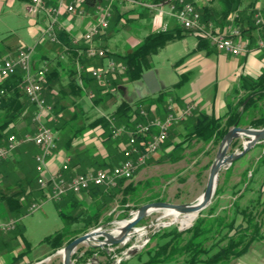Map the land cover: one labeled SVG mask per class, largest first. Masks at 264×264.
Listing matches in <instances>:
<instances>
[{"label":"rangeland","instance_id":"obj_1","mask_svg":"<svg viewBox=\"0 0 264 264\" xmlns=\"http://www.w3.org/2000/svg\"><path fill=\"white\" fill-rule=\"evenodd\" d=\"M146 1L153 2L154 0ZM250 1L251 0H240L239 8L242 9L246 7L250 3ZM219 2V0H202L201 5L203 7L204 4H210L214 7H217L218 5H220ZM111 4V15L108 27L102 33L95 35L92 40V44L94 46L105 50V56L101 57L106 60L103 61V65L91 66L96 67L97 69H99V71L101 70V78H96L97 82L101 83L107 80V77H109L108 74L114 72L117 68L124 69L122 65H119L120 62L117 60L119 55L124 54L136 47L148 33L160 30L166 31L169 26V20L171 21L173 19L172 17H170V15L167 14L166 6H164L161 10H151L138 6H131L126 2H113ZM25 6L23 1L20 0H0V37L3 38L4 42H7L8 44L11 43L13 45L11 47V53L7 57L15 55V53H17V51L21 48H25L35 44V48L31 57L32 66L35 70L45 69V73L49 69V64H52L50 61L49 63L45 62V59H47L45 56L49 57L50 59V57H54V54L57 53V51H59L60 49L59 43L61 41L59 39V32H67L70 35V40L79 38L81 44L74 46H81V48H79L78 50L82 52L81 49L88 44L82 41L81 36L89 30L91 25L96 23L99 15L92 8H90L87 15L83 17H69L68 15L64 14L60 19V22L62 23V29L58 32L59 41L52 42L46 37H41L42 30L45 27L43 25L42 15L31 16L27 14ZM255 6V12L259 11L260 13H262L261 10L264 11V0H257ZM233 15H236L234 17V20H232L233 24L238 26L240 30L242 29V27H247L248 20L246 19L245 22H241V14L238 13V11L230 13L225 17L223 23L218 25L226 24L227 22H229L230 18L233 17ZM34 20H40L42 22L39 23L41 26L40 31L38 26L34 23ZM249 22V24H251V20H249ZM252 24L255 26L254 18L252 20ZM260 27L261 26L254 27L252 31L258 32L262 29H259ZM183 32L185 33V35L182 38L177 41L167 43L159 50L157 54L153 55L150 58V61L155 70L158 71L160 80L167 85V87L165 88L166 90L170 88V85L173 82H177L182 77H185V80L180 86H178V88H172L173 93H186L192 89L195 91H199L202 97L208 100L213 97L216 90L215 86L212 83L205 84L203 86L198 85L196 87L191 86L190 84L191 80L197 74H199L200 66H196L194 67V69H184L183 67L185 64L187 66L190 64L188 62V59L195 54L193 43L195 42L194 36H196L189 30L183 29ZM246 38V34H242V39L246 40ZM39 45L46 46L48 52H46L43 56L38 57V54H36V49L39 47ZM211 46L213 47V49H216V47H214L212 44ZM249 47L250 45L248 44L247 52L250 51ZM260 49L264 50V48L259 47L258 50ZM187 51H189V54L185 55ZM48 53H51L52 55H49ZM107 53L114 58L108 57ZM63 57V61L66 62V55H63ZM86 58L92 60L100 59L89 58L87 56ZM110 60H113L116 66L115 70L113 71H109L106 69L107 64ZM104 62L106 63L104 64ZM90 68H88V70ZM64 70L65 69H63V71ZM117 81L120 82L124 80L119 78ZM125 87V92H123V90L121 89L122 96L124 98H127L130 101L138 98V94L132 84H126ZM233 87L234 85L229 89V91H231ZM84 93L85 95H83L78 102L80 103L81 108L84 111L90 112L92 111V99L94 97V92L88 89ZM116 100L119 101L120 97L117 96ZM47 103L51 105V103H49L48 101ZM187 104L193 105L192 112L198 109L196 104L190 101H186L183 105H178L176 102H170V104L167 105V113L172 111L171 109H168L170 105H173V111H176L183 108ZM113 107L114 106H112V108ZM68 108L70 109V111L73 110V107L71 106H68ZM51 110L52 105L50 111ZM50 111L44 115V121L45 124L52 129L56 138V148L53 151L54 153L57 150L58 146L61 144V139L55 132L53 126L49 125L48 115ZM166 114L159 117L163 118L166 116ZM191 114L186 116L184 119H179L174 122L165 139L166 141L164 140L158 151L153 155L147 157L142 164H139L136 167L135 172L133 173L131 178L125 179L126 183L138 182V185L140 186V195L142 198V203L139 205V207L143 204L152 202H166L174 205H191L195 204L198 201V198L203 194L211 168L217 160V154L220 149H224L226 145L221 147L220 143L218 145H211L204 144L201 141L191 140L189 142L182 143L181 149L173 151V155L171 156L170 153L172 150V145L166 144L170 141L171 137H173L174 142L181 141L180 137L174 135L176 131L175 127H177L176 125H180L184 120L190 117ZM148 117L150 116L148 115ZM32 124V131L30 133L28 131L29 134H27L30 136L33 134L35 126L33 117ZM114 126L118 125L114 124ZM244 128L256 129L251 127ZM96 130L99 129L96 128ZM9 134H14L19 139H23L26 136H22L18 132L12 133L11 130H7L5 133V137ZM98 136H102L101 132H99ZM114 138L118 139V141L121 142L122 151V147L125 144L127 137L125 135H122L120 137ZM234 140H236L237 142L235 146L232 145V142ZM26 142H32L34 144L33 141H25L21 143L16 149L12 151L11 155L7 159L15 154L18 148ZM244 143V136L235 137L226 147L225 155H230L232 153L241 151ZM53 153L48 157V159L53 155ZM179 153L182 155L181 159L176 161L173 160L174 158H176V155L180 156ZM262 155H264V140H259V142H256L251 148L247 150L246 153L233 160L232 163L226 164L225 166L221 167V169L219 170L217 183V186H220L221 190L218 194L214 193L211 201L201 211H199V213H207L209 209H213L214 214L227 213L231 218L235 209L232 204L237 197L239 198L237 202L240 208L252 205L255 206L254 208L257 219L262 225L263 238L261 240L254 241L249 250L242 256L237 258L241 259L240 261H248L250 264H264V160L259 161V158ZM7 159L3 161H6ZM121 160L122 159L120 155L117 159V162L109 167H89V169H86L84 171L71 173L70 176H67L65 174V172L70 171L68 163L65 162L57 173L63 171L65 177L69 179L77 173H86L88 171L97 170L110 171L112 167L119 164ZM3 161L1 163H3ZM34 164V171L37 173L35 157ZM64 165L67 166L66 170H63ZM38 176L27 187L28 194L22 195V198L25 201L23 215L10 213L5 209V206L3 204L0 205V211L4 213L3 216H0L1 220L15 219L17 220V223H19V226H17L16 224V227L9 232H0V264H5L10 255H17L20 252H23L24 254L19 261V264L25 262H33V264L38 263L35 262L36 259L44 257L51 251L49 246L45 244H39V242L44 237L59 230H67L68 235L70 237L75 236V238L90 231L106 230L107 232L111 233V235L114 234L113 236L117 238L119 237V235L114 232L113 229L116 228V226L120 227L122 224L124 225L139 208L138 207L135 210H131L129 217L118 219V215L122 211V203H120L122 195L119 191H117L116 188L120 179H118L116 181V184L112 186L107 184L90 185L87 189H89L91 186H101L103 187V190L105 192H107L108 194H113L114 197L110 198V196H105L103 198V201L106 205H108L109 209H107L103 213L99 221L84 229V222L74 220L75 218H73V216L84 209H87L89 213H93L98 208L95 202L92 201V198L89 196L88 192H86L87 189L82 190L79 193L68 191L65 195L62 196L61 199L55 201L47 198L46 192L48 191V193H50V187L40 186L37 181ZM15 178L17 177H9L6 179L0 177V189H3L9 184L11 186V190L13 191L12 187L16 185V183L14 184L13 182ZM21 186L23 187L25 185L22 184V182L18 183V186H15L16 188H14V190L21 189ZM70 193L74 194V197L76 198L80 196L82 197V200H80V205L75 209H71L70 207H68L67 202H65L66 197ZM86 197L90 199L88 203L84 199ZM260 199L263 200V202L258 204V201ZM33 203H38L40 206L38 209L30 211L29 208ZM58 207L65 213V215H72V218H70V220L72 221L71 223H67V219L59 215ZM111 212H114L112 220L105 221L106 217ZM198 214L197 212H189L179 214L177 217H173L172 215H166L165 209H157L156 211L149 212L136 224L135 228L128 233V239L124 243H110L108 240L105 241L106 237L104 235H97L95 238L87 240L79 244L75 248L74 252L70 256L71 262L72 264H120L121 262L123 264H143V262L146 260V254L144 253L145 250L148 248V246H152L155 243L154 240L149 241L152 233L159 229H168L173 225H177L178 228L190 223L192 225ZM174 219L175 221H173ZM241 220V216L238 215L236 223L239 224ZM20 229L22 230V233L26 240L29 242V246H25L21 237L19 236L18 230ZM2 242H4L5 245H3ZM63 248L64 247L57 250H61ZM90 248H100L104 253L94 252L85 261L79 259V256ZM56 251L53 254L44 257L41 260V263L63 264V254L57 253ZM78 253L79 255L75 256ZM157 264H180V261L176 258H173L164 262H159Z\"/></svg>","mask_w":264,"mask_h":264},{"label":"trees","instance_id":"obj_2","mask_svg":"<svg viewBox=\"0 0 264 264\" xmlns=\"http://www.w3.org/2000/svg\"><path fill=\"white\" fill-rule=\"evenodd\" d=\"M154 1L164 2L163 0ZM219 1L220 5L217 7L204 4L202 7L204 19L222 24L226 16L238 11L241 14V22L248 20L247 27L241 29L242 34L246 33L248 35L246 38L248 44H256L257 33L264 37V25L259 28H262L260 31H252L254 27H257L252 24L257 0H251L242 9L239 8L240 0ZM261 11L264 14V11ZM249 20H251V24H249ZM184 34L183 29L178 25L166 31L160 30L148 33L136 47L119 55L117 60L124 69L117 68L114 72L108 74L107 80L101 83L97 82L88 68L92 65H103L104 58L93 60L86 58L84 53H80L78 50L81 46H74L70 40V35L67 32L60 31V49L50 59L45 56L47 58L45 62L49 63L50 61L52 64H49V69L42 81L45 98L52 105L48 122L61 139L59 146L62 145L66 149H71V142L74 138L81 136L83 132L89 129L97 128L102 134L101 137L105 142V146L114 148L115 154H120L122 159L121 147L118 151L116 145L118 139H114L111 134L112 126L116 123L117 125L123 123L131 126L134 118L142 119L139 115L141 109H144L150 117L164 116L168 111L167 105L170 102L175 103L179 98H173L170 96L169 91L161 88L157 93L130 101L122 96L121 87L139 81L144 72L153 69L150 58L157 54L167 43ZM196 39L197 43L194 50H205L208 53L213 49L207 39L201 36H196ZM64 46H67V48L65 49ZM258 49L259 47H254V50ZM63 55L67 57L66 62L62 59L64 58ZM107 56L113 57L108 53ZM63 69L65 70L63 71ZM119 78L124 81L118 82ZM184 80L185 77H182L172 87L180 86ZM22 82L23 72L20 70L0 80V146L6 143L10 135L5 137L7 130H11L12 133L18 132L12 126L20 121L26 122L25 131H32V117L35 107L23 92ZM88 89L94 92L92 111L90 112L84 111L78 102ZM117 96L120 97L119 101L116 100ZM68 106L73 107V110L70 111ZM112 106L114 107L112 108ZM235 125L256 129L264 126V67L255 77L247 74L239 76L237 83L226 95V111L224 114L216 116L199 109L194 110L190 117L175 127L174 135L180 137L181 141L174 142L173 137H171L166 145H172L171 156L173 151L181 149L182 143L191 140L218 145L228 130ZM236 143V140H234L232 145L235 146ZM24 151L23 154H26L27 159L25 161L19 159L17 169L13 163L3 161L0 164L1 166L7 164L4 169V179L17 177L13 180L14 184L16 183L15 186L17 187L18 183L21 182L25 185L18 190H14L16 187L13 185V191L9 184L0 189V205L3 204L8 212L19 215L24 214L25 201L22 195L28 194L27 187L37 177L36 174L26 170L29 169L32 150L27 148ZM181 157V154L180 156L176 155L173 160H180ZM92 159H94L95 167L111 166L106 159ZM261 160H264V155L259 158V161ZM18 171L24 172L22 177L17 176L18 173L16 172ZM125 181V179H120L116 187L122 195L120 199L122 211L118 215V219L129 217L130 211L137 209L142 203L138 182L126 183ZM220 190L221 187L217 186L215 194H218ZM86 192L98 208L93 213H89L87 209H84L73 216L74 220L84 222V229L99 221L103 213L109 209L103 198L105 196L114 197L113 194L105 192L101 186H91ZM238 199L237 197L232 204L235 209L231 218L227 213L214 214L213 209H209L207 213L200 212L192 225L186 229L179 230L177 225H173L168 229H159L152 233L149 241L154 240L155 243L145 250L146 260L143 264H157L173 258L178 259L180 264H231L235 259L246 253L254 241L263 238L262 225L257 219L255 206L240 208L237 202ZM65 200L67 206L71 209H75L80 205V200L74 197L72 193ZM262 202L263 200L260 199L258 204ZM58 211L61 217L67 219V223L72 222L70 220L72 218L71 214L65 215L59 207ZM3 214L0 211V216H3ZM113 215L114 212H111L105 221L112 220ZM238 215L242 218L239 224L236 223ZM17 226H19V223H17ZM18 234L24 245L29 246V242L24 237L21 229L18 230ZM74 238L75 236L70 237L68 235L67 230H59L44 237L39 244L50 247L51 251L44 256L46 257L67 245ZM2 243L5 245L4 242ZM94 252L104 253L100 248H90L82 253L79 259L85 261ZM23 254V252H20L17 255H10L5 264H19ZM78 255L79 253L75 256ZM44 257L36 259L35 262L41 261ZM22 264H33V262Z\"/></svg>","mask_w":264,"mask_h":264},{"label":"built area","instance_id":"obj_3","mask_svg":"<svg viewBox=\"0 0 264 264\" xmlns=\"http://www.w3.org/2000/svg\"><path fill=\"white\" fill-rule=\"evenodd\" d=\"M29 0L26 3L25 10L31 16L42 15L44 29L41 37H46L52 42H58V32L62 29L60 19L64 14L76 17L87 15L90 8L94 9L99 15L95 24L91 25L89 30L81 36L82 41L87 43L81 49L89 58H101L105 56V50L92 44L93 37L102 33L109 25L110 6L113 2H126L131 6H138L147 9H159L167 7V14L170 15L178 26L191 31L196 36L207 39L217 50L230 54L239 55L246 53L248 43L242 39V32L238 26L232 23L234 17L224 25H218L212 20L204 19L202 16V0ZM254 23L257 26L264 25V15L259 11L253 15ZM79 38L71 40L73 45L81 44ZM37 42V41H36ZM35 42V43H36ZM257 47L264 48V37H258ZM67 48V46H64ZM35 44L21 48L13 56L0 59V80L16 73L23 72V82L21 88L29 101L36 107L33 116L35 122L33 134L26 135L19 139L11 134L4 145L0 146V163L7 159L12 151L25 141H33L39 147V152L35 156L36 171L38 173V183L42 187L49 186L50 193L46 192L47 198L59 200L68 191L79 193L87 189L90 185H115L118 179H129L135 172L136 167L142 164L147 157L156 153L161 144L166 139L168 132L179 119H184L191 114L192 104H187L183 108L173 111V105L168 109L165 117H148V113L141 109L139 115L142 119H133L131 126L121 124L112 126L111 134L113 137L126 136L127 140L122 147V160L119 164L109 170L88 171L86 173H77L67 179L63 171L54 174L48 178L43 175L48 157L56 148V138L54 132L45 124L44 115L51 109L43 93L42 81L45 75V69H34L31 63L32 53ZM116 66L113 60L107 64V70L113 71ZM92 76L101 78V70L96 67L89 69ZM67 166H63L66 170ZM38 203H33L29 208L34 211L39 208ZM15 219H0V232H9L16 227Z\"/></svg>","mask_w":264,"mask_h":264},{"label":"crops","instance_id":"obj_4","mask_svg":"<svg viewBox=\"0 0 264 264\" xmlns=\"http://www.w3.org/2000/svg\"><path fill=\"white\" fill-rule=\"evenodd\" d=\"M26 2L27 1H23L24 6L26 5ZM34 23L38 26L40 31L41 26L39 23L42 22L40 20H34ZM175 27L176 22L174 21V19H172L171 21L169 20L168 29H173ZM183 36L177 38L174 41L179 40ZM246 36L248 35L246 34ZM259 36L260 35L257 33V38ZM194 37L195 42L193 43V49L196 47L197 43L196 36ZM12 46L13 45L11 43L8 44L7 42H4L3 38L0 37V59L6 58L11 53ZM254 47H256L255 44L250 45L249 52L237 56L222 53L220 51H217L216 49H211L208 53L205 50H195V54L188 59V62L190 63L188 65L189 67L186 64L183 67L184 69H194V67L200 66L199 74H197L191 80L190 84L191 86L196 87L198 85L203 86L205 84L212 83L215 86L216 90L213 97H211L210 99H204L199 91H195L192 89L186 93H173L172 88H178V86L172 87V85L176 82H173L170 85V88H168V90L166 91H169V93H171L170 96H172L173 98H179V100L176 101L178 105H183L186 101H190L196 104L199 110L214 114L216 116L222 115L226 111V95L229 89L237 83L239 76L242 74H247L255 77L264 67V50H254ZM46 52H48L46 46H39L36 49V54H38V57L43 56ZM48 54L52 55L51 53ZM188 54L189 51H187L185 55ZM153 69L155 68L153 67ZM166 87L167 85L164 84L163 88ZM10 126H12V124H10ZM25 126L26 122L20 121L12 127L16 129L20 135L23 136L30 133H28V131H25ZM99 132L100 130H96V128L89 129L83 132L81 136H78L72 140L71 149H66L62 145L58 146L57 150L48 159L43 175L46 178L54 175L60 170L61 166L65 162L68 163L70 169L69 172H65L67 176H70L71 173L84 171L86 169H89V167H94L95 163L94 159L92 158H95V160L106 159L110 165L115 164L120 154L116 155L114 152V148L105 146V142L102 140V137L98 136ZM116 145L118 147V151H120L121 142L116 141ZM27 148H30L32 150V154L30 158L31 160L29 159V169L26 170H29L30 173L37 175V173L34 171V156L38 152V147L32 142H26L22 144L17 152L6 160V163H13L15 165V168L18 167L17 162L19 159L23 161L27 159L26 154H23L25 152L24 150H26ZM6 165L7 164H2V166H0V177H3L5 174L4 169ZM16 173H18L17 176L22 177L24 172L18 171ZM77 199L82 200V197L80 196ZM84 199L87 203L90 201L88 197ZM235 260L231 264H250L248 261H240L241 259Z\"/></svg>","mask_w":264,"mask_h":264},{"label":"water","instance_id":"obj_5","mask_svg":"<svg viewBox=\"0 0 264 264\" xmlns=\"http://www.w3.org/2000/svg\"><path fill=\"white\" fill-rule=\"evenodd\" d=\"M132 85L139 98H142L148 94L157 93L164 86L163 82L158 77L157 70L155 69H150L144 72L141 76V79L137 82L132 83ZM121 89L123 90V92L126 91L125 86H122ZM237 136H244L245 143L243 145V148L237 153L225 155L226 147ZM259 140H264V127L261 129H249L236 125L231 127L220 142L221 147H223L224 145H226V147H224V149L222 150L220 149L217 154V160L211 168L205 190L199 197L201 198V200H199L198 198V201L195 204L191 205H174L166 202H152L143 204L135 211V214L123 225L124 233L119 237H114L106 230H96L84 233L83 235H80L71 240L67 245L64 246L63 249H61L65 251V255L62 257L63 264H72L70 256L74 252L75 248L79 244L93 239L92 236L95 233L97 235H104L106 237L105 241L108 240L110 243H124L128 239V233L133 230L136 224L150 212L151 207H157L158 209L175 208L181 213L197 212L198 214L199 211H201L214 196L218 183L219 170L221 169V167L225 166L226 164L232 163L233 160L246 153L247 150L251 148L256 142H259ZM173 221H175V219ZM190 225L191 223L187 226H180L178 229L182 230ZM59 251L60 250H57L56 252L58 253ZM39 263H41V261L36 264Z\"/></svg>","mask_w":264,"mask_h":264},{"label":"bare ground","instance_id":"obj_6","mask_svg":"<svg viewBox=\"0 0 264 264\" xmlns=\"http://www.w3.org/2000/svg\"><path fill=\"white\" fill-rule=\"evenodd\" d=\"M114 21V20H113ZM113 23V22H111ZM112 25V24H111ZM110 25V26H111ZM110 28V27H109ZM16 54V53H15ZM106 61V60H104ZM106 62H104L105 64ZM44 91V90H43ZM116 122V121H115ZM117 124V123H116ZM123 124V123H122ZM115 139V138H114ZM199 200H201V198H199ZM158 208L157 207H151L150 208V212L156 211ZM165 213L166 215H172L173 217H177L179 214H182L181 212H179L177 209L175 208H166L165 209ZM114 232H116L119 236L122 235L124 233L123 231V224L120 227H117L113 229ZM114 235V234H113ZM97 236V234H93L92 238H95ZM58 253H62L63 256L65 255V251L64 250H60Z\"/></svg>","mask_w":264,"mask_h":264}]
</instances>
